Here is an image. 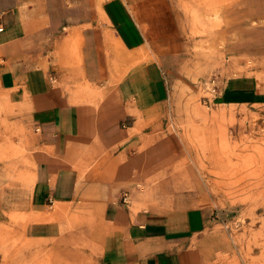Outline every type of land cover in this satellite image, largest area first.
Instances as JSON below:
<instances>
[{
  "label": "crops",
  "instance_id": "1",
  "mask_svg": "<svg viewBox=\"0 0 264 264\" xmlns=\"http://www.w3.org/2000/svg\"><path fill=\"white\" fill-rule=\"evenodd\" d=\"M211 1L0 0V225L27 216L61 264H201L215 210L147 168L175 88L210 69L179 2ZM214 2L227 54L263 61L264 0ZM216 81L223 105L264 102L253 75Z\"/></svg>",
  "mask_w": 264,
  "mask_h": 264
},
{
  "label": "rangeland",
  "instance_id": "2",
  "mask_svg": "<svg viewBox=\"0 0 264 264\" xmlns=\"http://www.w3.org/2000/svg\"><path fill=\"white\" fill-rule=\"evenodd\" d=\"M231 3L179 2L191 18L195 50L205 55L210 69L202 70V55L195 74L189 75L193 84L175 88L162 149L148 153L157 166L147 169L159 178L191 177L200 195L196 204L215 210L217 225L211 232L216 237L202 240L201 264H264V102L223 105L216 90L221 76L248 74L264 91V60L249 64L252 59H246V68L242 58L227 54L222 10ZM4 218L8 224L0 225V264H61L58 252L45 253L27 237V216Z\"/></svg>",
  "mask_w": 264,
  "mask_h": 264
},
{
  "label": "built area",
  "instance_id": "3",
  "mask_svg": "<svg viewBox=\"0 0 264 264\" xmlns=\"http://www.w3.org/2000/svg\"><path fill=\"white\" fill-rule=\"evenodd\" d=\"M2 29H3V28L0 27V31H1ZM126 199H127V195L124 196V201H126Z\"/></svg>",
  "mask_w": 264,
  "mask_h": 264
}]
</instances>
